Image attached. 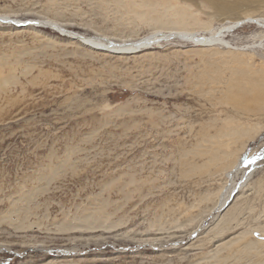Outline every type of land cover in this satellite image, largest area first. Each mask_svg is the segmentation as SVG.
<instances>
[{"label":"rangeland","instance_id":"1","mask_svg":"<svg viewBox=\"0 0 264 264\" xmlns=\"http://www.w3.org/2000/svg\"><path fill=\"white\" fill-rule=\"evenodd\" d=\"M0 14L120 42L209 36L264 18V0L226 13L209 0H0ZM13 20H0V264H264V29L115 54ZM237 158L249 175L218 212Z\"/></svg>","mask_w":264,"mask_h":264},{"label":"bare ground","instance_id":"2","mask_svg":"<svg viewBox=\"0 0 264 264\" xmlns=\"http://www.w3.org/2000/svg\"><path fill=\"white\" fill-rule=\"evenodd\" d=\"M209 1H210L211 4H213L214 6H216L218 12H220V13H226V12H229V11L236 10L239 7H242V6L252 7L255 2H258L259 3L261 0H209ZM3 19H14L11 24L14 25V26H16V27H20V28L21 27H28V26L29 27H43L44 25L50 26L51 28L56 29L62 36L66 37V38H69L71 40H76L81 45L86 46L87 48L89 47L91 49L102 50V51H106V52H110V53H115V54L136 53V52L142 51L144 49L151 48V46H152V44H154V42L156 43V42H158L161 39V35L162 36L163 35L167 36V35H172V34H179L183 38H186L188 40H191L194 43V45H208V43L214 42V41H221V42L225 43L226 40L223 38V34L225 33V31H227L228 29L233 28L235 26H240V25H242L245 22L253 23L258 28L264 29V18L250 16V17H247L246 19H238V20H235V21H233L228 26H226V25L225 26H222V27H220L218 29V31H216L215 33H212L209 36H204V35L198 36V35H196L195 32H191L190 30L189 31L182 30V29L181 30L180 29L178 30V29H176V27H169V30H168L169 32H166V33L163 32L161 28H158L157 30L151 32V34H149L148 36H144L142 38H138V39L132 40V41H127L126 40V41H120V42L118 41L117 42V41L111 40L108 36H105V37L103 36L101 38L100 37H94V36L93 37H89V36L82 35V34H80L79 32H76V31H70L69 29H66L63 25L59 24L58 22L53 21V20H49V19L39 20V21H34L32 19L20 20V19L15 18L14 16L0 14V20H3ZM222 135L223 134H221V136ZM216 143H217V141H216ZM223 143L224 142H222V144ZM223 145H226V144H223ZM219 154H221V153H219ZM210 156H212V155H210ZM220 156L223 157L222 155H213L212 158H211V160L212 161H216V162L218 160L220 161ZM242 165H243L242 161H240V159L238 160V158L233 163L229 164V166H228L229 167V170H228V173H227V177L228 178L227 179H230V182H229L230 185H229V187H227L225 189L224 193L222 192L224 194L223 201L221 200V203H220L219 206L218 205H215L217 207V211L218 212L222 208H224V205L230 199L232 193H234L235 190H237L238 187L241 185V182L239 184H235L234 183L235 176H237V174L239 172H242L243 173L242 180H243V178L245 179L246 177H248L249 173L247 171H245V170L242 171ZM226 205H228V204H226ZM226 207H228V206H226ZM215 216L218 217L217 215H215ZM196 232L197 231H195V233ZM218 259H220V257Z\"/></svg>","mask_w":264,"mask_h":264}]
</instances>
